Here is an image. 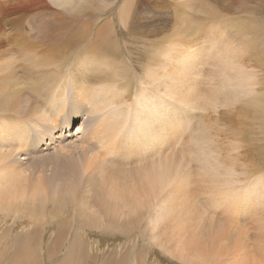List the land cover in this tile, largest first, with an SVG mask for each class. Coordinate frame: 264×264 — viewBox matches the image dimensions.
<instances>
[{
    "label": "bare ground",
    "instance_id": "bare-ground-1",
    "mask_svg": "<svg viewBox=\"0 0 264 264\" xmlns=\"http://www.w3.org/2000/svg\"><path fill=\"white\" fill-rule=\"evenodd\" d=\"M209 1L0 0V230L24 225L16 218L51 221L71 231L53 243L68 241L74 258L87 228L139 225L142 244L198 264L221 253L214 224L220 235L250 210L256 253L221 264H264V19L228 16L255 0ZM80 106L96 118L97 151L86 146L79 160L66 145L43 161L54 177L34 174L39 162L21 152L45 136L59 142L52 131L68 134ZM246 138L258 145L252 169ZM200 203L222 210L220 221Z\"/></svg>",
    "mask_w": 264,
    "mask_h": 264
},
{
    "label": "rangeland",
    "instance_id": "rangeland-1",
    "mask_svg": "<svg viewBox=\"0 0 264 264\" xmlns=\"http://www.w3.org/2000/svg\"><path fill=\"white\" fill-rule=\"evenodd\" d=\"M171 1H174V2L177 3L179 0H171ZM211 1H209L208 3H210ZM248 3L251 6L250 8L245 9V8H242L241 7L242 9H239L240 7L237 5L235 7V10L237 12L235 10H234L235 12H231L230 11L231 13L228 12V16L230 18L233 17V19H235V18L240 19V18H243V16H246V17L259 16V17H261V18L264 19V2L261 3L260 0H255V2L249 1ZM214 4H217V3H215V1H214L213 5ZM245 4H247V3H245ZM214 6L216 7V9H218V6H216V5H214ZM149 12H147L148 14H146V12H144V14H146L145 16H149V17H147L148 19L146 18V20H148V21H149L150 18L152 19L153 16L155 15L153 12H151V13H149ZM165 13H166L165 14L166 19H168L170 17L172 19V15H171L172 12H165ZM167 13H169V14H167ZM144 14H143V16H144ZM230 15H232V17ZM166 19H165V21H166ZM171 19L170 20L168 19L169 24H172ZM51 24H53V23L51 22ZM81 107L83 108V106H80V110H81V113H80V110H79L80 115H78V118H76L74 121H72L71 126H70V128L68 130V134L67 133L65 134L66 136L62 134V126L59 127V128H57V129H55V131H52V134H51L52 136H57V135L61 136V138H60L61 140L59 142H57L56 144H52L50 142L51 141L50 137L47 138V136H45L44 137L45 139L43 138V141L42 142L39 141L40 142V143L38 142L39 144L38 143L37 144H33L28 153H27V151H24L23 153L21 152V156H19L20 158L18 157V159H21L20 161H23V163L26 162L25 164H29L30 162L31 163L39 162V163H35L34 169H36V167H37V169L34 171V174H36V172H38V171H43L47 177H54V175L59 170L57 168H55L54 166L46 165L43 161H48V158L49 157H54V156H60V155H62L63 152H60V151L66 145H72V147L76 150V152L78 154L77 155V158L79 157L78 158L79 160H83L84 157H86L88 155V153H89L88 150L90 149V147H91V150L90 151H92V150L94 152L97 151V148L95 146L96 142L94 143V141L96 140V139H94V137L96 136V121L94 120L95 117L91 116L88 113V116L90 115L89 117H91L93 119V120L90 121L88 119L89 117L86 116L87 115V111H86L87 109H85V107H84L83 110H82ZM86 118L89 120V122L86 120ZM86 121H87V124L85 125ZM93 121L95 123H93ZM91 122H92V124H89ZM90 125L92 127L95 125L94 126L95 129H93L94 127L91 129V127H89ZM83 127H84V129H83ZM80 130H81V132H80ZM83 134H85L84 137H83ZM81 137H83L85 139V142H84V139L82 140ZM88 138L90 140V143H89ZM91 140H92L93 143L91 142ZM245 140H247V141L245 142L244 145H248V143H249V146L250 147H249V149H247V147L245 146V149L244 150H246V152H245L244 157L242 155L243 162H244V160H246L247 162H245V165L247 166L248 169H252V167L254 165V160H255L256 155H257L256 149H257L258 145H257V143L254 140H251L249 138H246ZM82 141H83V144L81 145ZM49 142L51 144H49ZM78 146H80V147H78ZM86 146L89 147V149L87 147L88 150L86 149ZM77 147L79 148V150H78ZM81 147H84V148H81ZM78 151H79V153H78ZM85 152H86V154H85ZM25 153H26V155H25ZM247 154H248V156H247ZM252 154H254V155L252 156ZM24 158H26V159H24ZM37 158H38V160H35ZM30 159H32V160H30ZM43 159H47V160H43ZM42 165H44V166H42ZM65 171H67L66 167L61 172H65ZM191 196L192 197L194 196L193 198H195V196H197V195L196 194H192ZM195 199H197V198H195ZM200 204L203 205L202 203H200ZM201 205H200L201 211L202 212H204V211H207L208 212V213L205 212V215L207 216V218H211V219L215 220L217 223L220 221L221 216L224 215V213H222V210L219 211V210H215L213 207L209 208L207 205H203V206H201ZM246 213H247V215L244 214L243 212H240L238 214V216L240 218L239 224H238V227L239 228L238 227L236 228V226H233L232 227V226H230L232 224H230L226 228V230H223L224 233L226 232V234H223V231L221 232L222 235H224V236H222L221 233H220V235H217L216 230L218 232L220 230H219V227L217 226V224H214L213 231H212V234L214 236L213 242H214V245L215 246L222 245L221 253L218 256L207 255V257H206L207 261L205 263L203 262V263H198V264H221V263H223V262H225L227 260H230V261H232L234 263H239V262H241L243 260L241 258H245V255L248 256V258H251L252 255L254 253H256L255 247L253 246L254 245V242H251V241H253V239L255 237V234L257 233L256 226L258 225V219L259 218L257 216L256 217L249 216L250 215V210L249 211H246ZM228 218H230V217H228ZM19 220H20V222H19ZM29 220L30 219L27 218V217L23 218V220L21 218H16V221L18 223L24 224V225H18V226L14 225L13 226V225L10 224V222L4 223V225H2V227H4L5 224L6 225L8 224L7 226L9 228H7V226H5L4 228H2L0 230V235H1L0 237H7L8 238L9 237L8 234H9L10 237H11V238L9 237V239L11 240V242L7 238L6 239L8 241H6L5 238H3V239L0 238V264H13V263L14 264H40V263H42V264H71L73 260H74V264H76V262H75L76 260H77V264H142V263L143 264H150V263L151 264H182V263L183 264H189V263H186V262L184 263L181 260L180 261L179 260H176L177 258L174 259V257L169 256V254L167 252H165L157 244L152 243L148 239H147V241H146V239L143 240L144 242L142 244V242H140V241H142V239L140 238L139 234H137L140 231V226L139 225H135V226H132L131 228H129V229H131L133 231V233H131V230H128V229H125V228L124 229H120V230H118V229H107V228H106L107 229L106 230L105 228H103L104 231H102L101 229L99 231V229H97V230L94 229L93 230V229H90V228L88 229L87 228L86 229L87 232L86 231H82V234H81L83 236V238L85 239L84 243L81 244V245H79L80 247L79 246H74V247H77V251H79V249L81 248V246H83L84 248L86 247L85 250L87 251V255H90V256L85 255L86 251L82 247L81 251H83V252L80 251L82 254L79 253V252H77L75 250L76 251L75 253H79V256L76 257L77 255L75 254L76 255L75 257L78 258V259H76L75 257H74L75 258L74 259L73 258L74 251H73V253H71V251H69V250H71V249L74 250L75 248H72L73 246L72 245L70 246V244L68 243V241H66V240L65 241H62V242L61 241H58V242L56 241V243L59 244V245H61V246H63V248L61 246L54 247L57 244L53 243V242H55V241H53V237H55L57 235V233L60 232L58 230L60 228L58 225L55 226L56 224H54L53 222L51 223V221H49L50 222L49 223L46 220H44L45 223L43 221L42 222L41 221L39 222L38 220H36L37 221L36 222L34 220V222H35V224H34L33 221H29ZM233 221H235V220H232V222ZM254 221H256V222H254ZM29 222H31L32 225ZM38 222L40 223V226H42L41 228L37 224ZM46 222L48 224H46ZM43 224L45 226V229H43V227H44ZM9 225H11V226H9ZM23 226L25 228H23L22 229L23 231H22L21 228ZM52 226L53 227H57V228H53ZM15 227H18V229L15 228ZM28 227H29V229H28ZM5 228L7 230H5ZM32 228H33V230L35 228H37V229H35L33 231ZM52 228H53V230H52ZM12 229H13V231H12ZM38 229L39 230L40 229H43V232L40 231L41 233H39V230ZM109 230L111 232H112V230H114V231L115 230L116 231H121V232L118 233V232L115 231L114 233H110ZM122 230L127 235L126 234L124 235V233L122 232ZM15 231H17V232H15ZM49 231H51V232H49ZM62 231H64V232H62ZM68 231H69V234H70V232H71L70 230H67L66 231L65 229L64 230L62 229L61 232L63 234L60 232V235L62 234L61 237L67 238V236H64V235H65V233L67 234ZM13 232L15 234H13ZM31 232L34 233V235H35V232L36 233L38 232V233H37V235L34 236ZM54 232H57V233H54ZM107 232H109V233H107ZM12 234H13V238H12ZM17 234H20V235H17ZM29 234H31V235H29ZM228 235H229V237L227 238ZM38 236H41V237H38ZM236 236H237V238H236ZM29 237H31V238H29ZM135 237H137V238H135ZM35 239H37V240H35ZM26 240H27V242H26ZM47 240H48V243L50 242L51 245L50 244L48 245ZM12 242H14V243L12 244ZM22 243H24V244H22ZM86 243L88 244V246H87ZM144 243H146L147 245L144 244ZM7 244H10V245L9 246H6ZM26 244H28V247L26 246ZM52 244H54V245L52 246ZM84 244L86 246H84ZM20 245H21V247H20ZM144 245H146V246H144ZM49 246H52V248L51 247L49 248L51 250L48 249ZM69 246H70L71 249H69ZM29 247L32 250L29 251L28 250ZM56 248H57V251H56ZM67 248H68V255H66L67 254ZM24 249H26V250L24 251ZM52 249H54V250L52 251ZM141 249H145V250L142 251ZM148 249H150V250L148 251ZM19 250H23V251L20 253ZM33 250H36L35 252H37V253H34ZM48 251H50V252H48ZM51 251L52 252H55L56 251L57 253L56 252L55 253H52ZM90 251H91V253L88 254ZM139 252H141V253H139ZM27 253H29L32 257L38 256V255H39V257L32 258ZM69 253L72 256H70ZM128 254H129V256H128ZM25 255H27L29 258L27 256H25ZM56 256H58V257H56ZM130 256H131V258H130ZM143 256L147 258L145 261L142 258ZM238 256H240V258ZM65 257L68 258V259H66ZM71 257H72V259L70 260L69 258H71ZM139 257H141V259H139ZM36 258H38L39 260L36 259ZM83 258L84 259L87 258L86 260H88V261L85 260L87 263L84 262ZM41 259H43L42 262H40ZM65 260H66L67 263L65 262ZM78 260H79L80 263L78 262ZM130 261H133V262L130 263Z\"/></svg>",
    "mask_w": 264,
    "mask_h": 264
}]
</instances>
